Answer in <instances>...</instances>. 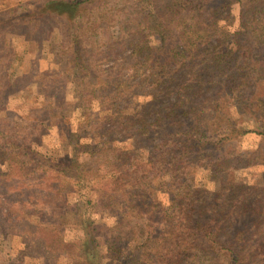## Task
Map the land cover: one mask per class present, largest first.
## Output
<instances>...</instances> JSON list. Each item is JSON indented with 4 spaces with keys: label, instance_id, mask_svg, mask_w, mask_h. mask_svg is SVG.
<instances>
[{
    "label": "trees",
    "instance_id": "obj_1",
    "mask_svg": "<svg viewBox=\"0 0 264 264\" xmlns=\"http://www.w3.org/2000/svg\"><path fill=\"white\" fill-rule=\"evenodd\" d=\"M110 3L47 0L26 11L29 19L53 15L77 24V88L74 100L64 101L84 112L75 126L83 136L69 144V159L51 164L47 184L18 186L19 206L40 202L44 208H33L40 215L48 207L44 223L54 221L38 227L48 243L59 239L70 209L82 232L79 248L72 247L83 264H264V0H132L119 9ZM8 11L0 26L15 23V10ZM108 11L113 16L105 18ZM111 18L123 23L115 41L103 29ZM87 49L112 66L84 87L92 75V60L82 59ZM5 80L3 74L0 99L15 91ZM137 93L149 99L125 113L120 104ZM247 133L261 143L242 155L231 141ZM90 138L96 141L79 142ZM22 141L0 140V148L37 147L28 136ZM38 158L36 167L48 164ZM13 163L7 172L25 169ZM253 166L262 171L249 182L242 171ZM57 176L71 182L57 184ZM83 190H93V198L67 205V194ZM85 204L110 223L83 220Z\"/></svg>",
    "mask_w": 264,
    "mask_h": 264
},
{
    "label": "rangeland",
    "instance_id": "obj_2",
    "mask_svg": "<svg viewBox=\"0 0 264 264\" xmlns=\"http://www.w3.org/2000/svg\"><path fill=\"white\" fill-rule=\"evenodd\" d=\"M45 1L47 0H0V18H7V15L12 14L8 9L12 8L16 12L12 20L15 23L10 24L8 22L11 20H9L6 26H0V77L4 74L5 85L15 90L7 96L8 98L0 99V140L1 143L6 144L14 141L22 143V140L28 136L35 139L36 144L33 146H37L32 147L30 152L18 150L16 147L8 149L7 145L0 148V264H83L76 258L78 252L72 247L79 248L81 228L76 225L78 218L73 217V212L67 208V205L72 206L75 202L82 204L93 198V190L90 193L83 190L76 195L67 194L65 197L67 205L64 209L69 210L63 216V229L59 239L53 243H48L43 230H38V227L43 228L44 225L48 226L54 221L51 219L50 223H44L45 215L49 211L48 207L45 206L43 215H40L38 211H33V208L43 207L40 202L30 207V203L23 201L22 208L19 206V201H22L23 197L17 195L21 191L18 186L25 188L36 179L40 184H47L43 181L53 174L50 171L51 164H56L59 158L68 155L69 144L74 142L76 137L83 136L75 131V126L82 121L81 113L84 110L74 105H67L64 101L65 95L68 100H74V91L77 88V76L71 60L74 50L72 33L77 24L72 22V25L67 24L64 18L53 15L26 18L27 10ZM131 1L111 0L110 5L119 9L126 3V7L130 6L128 4ZM2 4L5 7H2ZM104 8L109 9V6L105 4ZM237 11V7L233 6L232 15L235 16ZM107 15L105 18L113 16L109 15V11ZM120 22L121 19L111 18L109 25L103 27L107 39L108 36L113 41L117 39L123 28V23ZM84 34L82 41L86 45L88 32ZM99 36L100 33L96 37ZM103 40L100 42L102 43ZM86 52L87 55L82 54V59L83 62L92 60L90 67L92 75L85 76L86 79L82 80L84 87L94 76L104 70L108 72L112 66L111 61H108L104 55L102 56L104 60L97 62L99 57L95 55L94 50L87 49ZM114 57V60L120 59L116 53ZM0 84H4V81H0ZM148 99L149 96L145 93H137L133 96L132 102H123L120 107L124 108L125 113H130L128 106L140 105ZM132 103L134 105H131ZM88 109L91 115L96 112L93 107ZM70 130L67 140L65 134ZM81 140H79L81 143L96 141L94 138ZM232 142L238 153L247 155L261 143V138L253 133H247L237 136ZM39 156L45 158L48 164L36 167L35 158ZM64 158L69 159V157ZM82 158L84 156H80V159ZM10 159L13 164L22 162L25 169L7 172L5 166L10 164ZM261 171L260 166H253L243 170L242 176L253 182L260 176ZM6 174L7 178H5ZM202 181L199 178L197 184H201ZM54 182L63 186L71 180L66 176H57ZM3 183L4 187H2ZM59 204V208L63 211L62 204ZM22 210L25 212L23 213ZM82 210L83 220L93 219L98 225L110 223V218H105L100 210L90 211V205L85 204ZM50 230L57 229L50 228ZM102 264L110 263L104 260Z\"/></svg>",
    "mask_w": 264,
    "mask_h": 264
}]
</instances>
